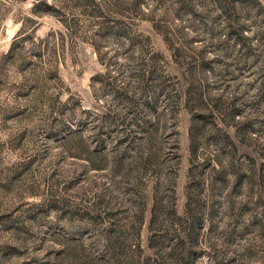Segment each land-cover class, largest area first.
Here are the masks:
<instances>
[{"label": "rangeland", "instance_id": "374dc122", "mask_svg": "<svg viewBox=\"0 0 264 264\" xmlns=\"http://www.w3.org/2000/svg\"><path fill=\"white\" fill-rule=\"evenodd\" d=\"M0 264H264V0H0Z\"/></svg>", "mask_w": 264, "mask_h": 264}]
</instances>
